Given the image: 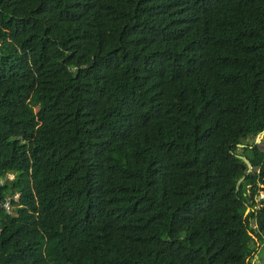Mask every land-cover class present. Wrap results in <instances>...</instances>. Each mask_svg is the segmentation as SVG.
<instances>
[{
  "label": "trees",
  "instance_id": "obj_1",
  "mask_svg": "<svg viewBox=\"0 0 264 264\" xmlns=\"http://www.w3.org/2000/svg\"><path fill=\"white\" fill-rule=\"evenodd\" d=\"M263 130L264 0H0V264H264Z\"/></svg>",
  "mask_w": 264,
  "mask_h": 264
},
{
  "label": "rangeland",
  "instance_id": "obj_2",
  "mask_svg": "<svg viewBox=\"0 0 264 264\" xmlns=\"http://www.w3.org/2000/svg\"><path fill=\"white\" fill-rule=\"evenodd\" d=\"M256 137H258V140H255ZM261 137H264V131L258 133L257 136L253 137L254 142H258L259 139H260ZM9 176H11V174H9ZM263 195H264L263 189L259 190V193H258L256 199H257L259 196H263ZM257 205H258V203H257ZM4 206L7 207V205H4ZM7 209H8V211H10V212L12 211V210H11V205H10V204H8V208H7ZM257 257H258V259H257ZM262 259H263V253H261V251L259 250L258 253H257L256 255H254V256L251 258L250 262H251V264H253V263H255V262H256V264H263V260H262Z\"/></svg>",
  "mask_w": 264,
  "mask_h": 264
},
{
  "label": "water",
  "instance_id": "obj_3",
  "mask_svg": "<svg viewBox=\"0 0 264 264\" xmlns=\"http://www.w3.org/2000/svg\"><path fill=\"white\" fill-rule=\"evenodd\" d=\"M264 131V130H263ZM257 136V135H256ZM255 140H258V137H256V139ZM237 144H239V143H237ZM243 161H244V163H245V165L247 166V170H249L250 169V163H249V160L246 158V157H244L243 155H241V154H237ZM240 179V178H239ZM238 179V180H239Z\"/></svg>",
  "mask_w": 264,
  "mask_h": 264
},
{
  "label": "clouds",
  "instance_id": "obj_4",
  "mask_svg": "<svg viewBox=\"0 0 264 264\" xmlns=\"http://www.w3.org/2000/svg\"><path fill=\"white\" fill-rule=\"evenodd\" d=\"M12 176V175H11ZM14 196H16V194H14ZM3 205H7V207H5L6 209L8 208V203L7 202H5V201H3V203H2Z\"/></svg>",
  "mask_w": 264,
  "mask_h": 264
}]
</instances>
